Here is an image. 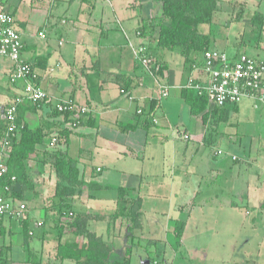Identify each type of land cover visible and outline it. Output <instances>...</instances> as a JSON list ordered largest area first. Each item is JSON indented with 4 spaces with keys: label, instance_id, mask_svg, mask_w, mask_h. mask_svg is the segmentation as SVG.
Segmentation results:
<instances>
[{
    "label": "crops",
    "instance_id": "1",
    "mask_svg": "<svg viewBox=\"0 0 264 264\" xmlns=\"http://www.w3.org/2000/svg\"><path fill=\"white\" fill-rule=\"evenodd\" d=\"M0 6L12 15L14 27L21 34L22 58L32 65L38 77L36 83L49 95L48 103L26 102L18 109L21 128L42 129L43 139L27 162L26 180L16 179L14 184L13 198L24 203L26 211L20 220L4 218L2 221L0 264H75L72 259L56 256L58 244L75 242L70 232L59 235L60 219H66V215L60 217L62 210L69 211L68 214L102 217L90 221L88 230L107 243L111 250L110 262L120 261L128 245L139 242L147 232L144 214L158 212L154 206L145 210L147 200L161 196L156 194V188L141 192L143 182L151 179L155 181V187H170V195H176L178 186L183 184L181 174H178L179 165L175 164L178 152L163 134L167 130L175 138L180 133L172 119V109L177 108V116L184 114L178 124L186 126L184 133L197 145L201 137L203 145L207 138V144L212 140L210 136L206 137V125L211 115L207 114L203 119V111L192 116L181 96L188 78H194L196 82L205 80L204 75L192 71V65L201 64V54L192 53L184 62L176 52L181 58L178 61L173 56L175 52L156 46L162 17L161 0H0ZM39 32L45 34L44 39L38 37ZM141 44L161 64L163 81L174 92L172 97L159 99L154 77L134 60L132 51ZM49 68L53 70L49 71ZM10 74L11 63L0 60L2 125L3 108L21 93L23 85L22 82L11 84ZM66 100L85 106L89 111L79 117L80 122L74 128L70 127L68 119L54 113L53 106ZM138 110L141 112L137 113ZM186 110L189 117L185 116ZM174 125L176 128H171ZM52 138L57 140L50 147L48 142ZM60 150L76 162L79 177L85 185L77 189L74 196L63 200L54 197L56 178L48 158L45 160L48 152ZM166 155L171 156L173 168L169 177L165 176L164 169L157 171L161 169L157 161L161 157L165 160ZM249 155L246 160H240L245 165L237 158L229 169L235 176L233 184L242 186L243 196H247L248 181L239 184L238 180L244 168L252 169L251 150ZM196 156L197 152L194 158ZM202 159L203 156H198L192 160L193 175L198 171L202 172L197 173L198 176H204L212 171L209 166L201 168ZM218 170L215 168L216 172ZM196 187H199L197 182ZM198 193L199 188L198 191L185 190L190 197H196ZM139 198L142 220L140 227L132 230L126 215L133 200ZM38 222L40 226H36ZM161 228L159 223L151 225L152 237H157ZM152 237L144 238L154 245L158 238Z\"/></svg>",
    "mask_w": 264,
    "mask_h": 264
},
{
    "label": "rangeland",
    "instance_id": "2",
    "mask_svg": "<svg viewBox=\"0 0 264 264\" xmlns=\"http://www.w3.org/2000/svg\"><path fill=\"white\" fill-rule=\"evenodd\" d=\"M198 30L201 34H210L209 47L214 50L223 51L228 56L238 51L256 60H264V0H216L211 24L201 25ZM173 56L181 61L176 52ZM173 94L169 91L168 97ZM228 109L226 122L211 116L206 125V137L210 136L212 140L207 144V138L203 145L201 137L197 142L203 147L191 139L187 142L179 140L182 134H186V126L178 124L184 114L177 116V108L172 109V119L180 133L175 138L167 130L163 134L176 147L175 164L179 165L178 174H181L183 184L178 186L176 195H170V187H155V181L151 179L143 182L141 192L156 188V194L161 196L146 199L145 210L154 206L158 212L144 214L147 231L144 237L153 236L149 232L151 225L159 223L162 228L157 237H152L158 238L154 245L147 243L144 237L128 245L131 264H264V104L244 100L237 109ZM189 115L186 110L185 116ZM249 150L252 169L244 168L238 180L239 184L248 181V193L243 196L242 186L233 184L235 176L229 169L238 161L232 162V156L239 161L246 160L250 156ZM216 151L221 155L215 156ZM195 152L197 156L194 158ZM198 156H203L201 168L209 166L212 169L204 176H198L197 173H202L198 171L193 175L192 160ZM170 160L171 156L166 155L165 160L161 157L157 161V166H161L157 171L164 169L166 177L173 173ZM243 162L240 164L245 165ZM221 163L222 167L219 166ZM215 168L220 170L216 172ZM196 182L199 185L196 197L186 195V189L198 191ZM179 223L184 227L181 236L177 237ZM129 228L132 229L131 222ZM114 244L117 246V242Z\"/></svg>",
    "mask_w": 264,
    "mask_h": 264
},
{
    "label": "built area",
    "instance_id": "3",
    "mask_svg": "<svg viewBox=\"0 0 264 264\" xmlns=\"http://www.w3.org/2000/svg\"><path fill=\"white\" fill-rule=\"evenodd\" d=\"M14 20L2 6H0V60L11 63V84L22 82L21 93L2 110L4 131L0 138V227L4 218L20 220L26 211L24 203L15 201L13 198L16 178L7 176L5 165L6 155L12 148L14 138L21 126L18 123V109L24 103L40 105L49 102V95L36 83L38 77L30 63L22 58L23 43L21 34L14 27ZM38 37L45 38L43 32ZM140 35L139 32L136 33ZM136 63L148 70L154 77L158 89V98L165 99L169 95L170 87L163 81V68L159 62L149 53L143 44L133 49ZM200 65H192V71L204 75L203 82H196L194 78H188L183 89L194 90L199 95L204 94L207 99L208 110L228 109L235 107L243 100H251L264 104V60H256L243 52L227 55L223 51L208 48L201 53ZM53 68H49L52 71ZM123 92V91H121ZM55 113L68 116L71 128L76 127L80 116L88 114V108L78 106L72 100L56 103L53 106ZM141 111L138 110L137 113ZM190 136L182 134L180 140L190 141ZM52 138L50 147L56 143ZM215 156L221 152L216 151ZM232 161L237 160L231 157ZM71 216V214H69ZM41 223H36L40 226ZM30 234V233H29Z\"/></svg>",
    "mask_w": 264,
    "mask_h": 264
},
{
    "label": "trees",
    "instance_id": "4",
    "mask_svg": "<svg viewBox=\"0 0 264 264\" xmlns=\"http://www.w3.org/2000/svg\"><path fill=\"white\" fill-rule=\"evenodd\" d=\"M162 17L158 25V36L156 46L169 52H177L184 59L189 60L192 53L201 54L208 50L210 34H201L198 27L211 24L216 0H161ZM123 91V90H122ZM184 102L190 108V114L197 116L204 111L202 118L206 119L207 114L226 122L228 109L206 110L207 99L204 94L199 95L194 90L184 89L181 92ZM55 113V111H54ZM59 115L58 113H56ZM61 116V115H60ZM68 119V116H61ZM69 120V119H68ZM0 120V138L4 126ZM4 122V120H3ZM42 129L30 130L26 126L18 131L12 148L5 158L7 176H14L18 181H25L27 178V162L35 154V146L41 144L43 139ZM62 137V132H60ZM49 160L56 178L54 197L63 200L76 194L77 189L85 187L76 162L68 158L60 151L48 152L45 160ZM140 198L133 200L128 216L132 224V230L140 227ZM64 206V205H63ZM65 212V213H64ZM62 210L60 217L66 215L59 228V235L70 232L75 237L71 245H57V257L60 259H72L75 264H130V249H126L124 257L120 261H109L110 248L100 237L88 230V223L101 220L100 216H93L86 213H71ZM184 224H177L176 235L181 236ZM1 256V255H0Z\"/></svg>",
    "mask_w": 264,
    "mask_h": 264
}]
</instances>
